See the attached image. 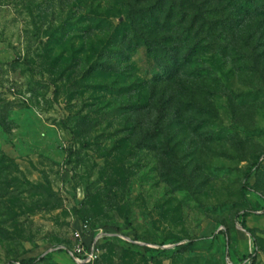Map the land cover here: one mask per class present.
Segmentation results:
<instances>
[{"label":"rangeland","instance_id":"1","mask_svg":"<svg viewBox=\"0 0 264 264\" xmlns=\"http://www.w3.org/2000/svg\"><path fill=\"white\" fill-rule=\"evenodd\" d=\"M179 1L0 0V264H264V0Z\"/></svg>","mask_w":264,"mask_h":264},{"label":"trees","instance_id":"2","mask_svg":"<svg viewBox=\"0 0 264 264\" xmlns=\"http://www.w3.org/2000/svg\"><path fill=\"white\" fill-rule=\"evenodd\" d=\"M147 0H138V3H144ZM220 2H222L223 0H218ZM160 3L165 2V0H159ZM212 0H180L179 4H178V17L180 18L178 20V26L181 27L184 24L189 23V25H187L189 27H185L184 28V34H182L180 36L181 40V44L185 45L187 43V40L190 39V35L189 33H193L194 32V37L193 39L197 38L199 35H201L202 33H206V35H210V33L212 31L216 32L217 28L220 26L222 31H228L232 34V36L235 35V28L234 25H226L225 22L222 21H215V22H209L207 19V16L209 14V10H207L206 8L211 4ZM164 4V3H163ZM162 4V5H163ZM158 5V4H157ZM155 12V14L157 15V18L153 15L152 18L155 20L156 25L158 27L159 30L164 29L165 26H162L160 24V17H162L163 13H164V8L163 7H159L157 6L155 9H153ZM175 9H171L169 11V14L167 15V20L171 19L173 17L174 11ZM252 9L247 7L241 10V13L246 14V15H251V16H255L258 17L259 16V10H256L255 12H251ZM148 12V8H141L139 13L141 14L140 19L144 20L146 19V14ZM192 13V14H191ZM191 14V15H190ZM238 23V22H236ZM209 26V30H206V28ZM187 32V33H186ZM217 33V32H216ZM188 35V36H187ZM222 35V34H219ZM222 38V36H219ZM167 41V40H165ZM201 41L198 42H193L192 46H190L188 49V53L187 56H190L192 51H196L201 49ZM207 43V42H206ZM207 45V44H206ZM178 61V60H177ZM177 63V62H176ZM264 163V153L259 154L256 159L254 160V162L251 164V166L249 167V169L247 170L246 174H245V181H246V185H249L248 182L250 180V178L252 177V175L260 168L261 164ZM246 189H250L249 186L245 187ZM240 215V214H238ZM249 216H251L250 212H245L242 217L244 219H247ZM242 228L245 229L248 233L252 234V231L247 227L245 221L242 222L241 224ZM222 234L225 232H221ZM114 239L119 240V237H111ZM176 240H180L179 238H176ZM195 243H197V241H190L187 245H185V247L183 248V252H187L188 249L193 246ZM38 259L37 258H32L29 260H24L21 262V264H36L38 263ZM239 264V262H238Z\"/></svg>","mask_w":264,"mask_h":264},{"label":"built area","instance_id":"3","mask_svg":"<svg viewBox=\"0 0 264 264\" xmlns=\"http://www.w3.org/2000/svg\"><path fill=\"white\" fill-rule=\"evenodd\" d=\"M119 237L112 235L106 231L100 230L98 234L89 242V244L78 246L77 248L67 252L68 257L73 264H92L98 258L100 244L109 237Z\"/></svg>","mask_w":264,"mask_h":264}]
</instances>
